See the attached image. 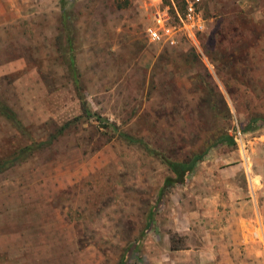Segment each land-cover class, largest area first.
<instances>
[{
    "label": "rangeland",
    "instance_id": "obj_1",
    "mask_svg": "<svg viewBox=\"0 0 264 264\" xmlns=\"http://www.w3.org/2000/svg\"><path fill=\"white\" fill-rule=\"evenodd\" d=\"M185 2L13 0L9 15L2 1L0 102L23 129L0 116V161L52 142L0 174V264H213L216 213L228 225L232 203L251 214L255 205L264 224V0H203L207 28L195 41L152 43L154 14L175 19ZM78 90L93 112L169 157L208 155L160 199L170 172L139 145L95 119L61 134L82 115ZM223 133L235 145L212 148ZM241 228L264 243V225ZM261 251L245 264H264Z\"/></svg>",
    "mask_w": 264,
    "mask_h": 264
},
{
    "label": "trees",
    "instance_id": "obj_2",
    "mask_svg": "<svg viewBox=\"0 0 264 264\" xmlns=\"http://www.w3.org/2000/svg\"><path fill=\"white\" fill-rule=\"evenodd\" d=\"M129 2H130V0H116L117 8L118 9H125L129 6ZM185 8H186V2H185L184 10L182 12H180L181 14H183L185 12ZM176 16H177V14H176ZM63 22H64V24H67L69 22V16H68L65 8L63 9ZM148 26H147V28H148ZM69 43H70L69 46H71V42H69ZM70 63L72 66V71L74 72L73 76L75 79V82H74L75 87H76V89H78V84H79L78 74H77V71L75 70L74 59L72 57H70ZM78 96H79V99L81 102L82 115H80L79 117H77L73 121L67 122L61 128V134H63L72 124L80 121L81 119H84L86 121L95 119L97 122L104 125V128L111 129V131L117 133L122 139L127 141V143L139 145L140 147L145 149V151L150 156L157 158L165 167H167L168 171L170 172V175L167 176L166 179L164 180V184H163V187H162V190L160 193V199L163 197V195L165 194L166 191L174 188L175 186L184 185L187 182V180L189 179L190 175L195 171L197 165L200 162H202L206 158V156L208 155V150H207L204 152H196L191 157L184 159V160L171 158V157L167 156L165 153H163L162 151L153 148L143 138H136L134 136H131L127 133L120 131L116 124L110 123L107 119H105L102 116L98 115L97 113L93 112L91 110V107L89 106L88 101L86 100L84 95L79 93V90H78ZM0 116L4 117L8 121H10L12 123V125L15 126L16 129H19V130L23 129L22 123L19 120V118L17 117V114L9 106H7L5 103H2V102H0ZM254 121H257V120H251L248 123V125L243 129V131L248 132V131L253 130L254 128H253L252 124ZM51 142H52V140L43 141V142H40L39 144H37V143L35 144V142H34L31 145H29V146L21 149L20 151H18L15 154V156H17L16 158H13L11 160L0 161V174L3 173L7 169L8 165L13 166L16 163L23 161L24 159L27 158V156L33 155L34 151H36V149L38 150L39 148L44 147L45 145H48ZM223 144H226L229 146H234L235 145L234 137L227 134V133L219 134L217 136V138H215V142H214L212 148L220 147ZM153 212H154V208H151V211H150L149 215L147 216L146 229H145V231H143L141 233L142 236H140V238L136 239L135 242H133L132 249L130 250L131 252L134 251L138 247V245L141 242L142 237L145 236L147 230L150 228L151 223L153 221ZM172 243H173V239H172ZM172 250H180V248H175V247H173V244H172Z\"/></svg>",
    "mask_w": 264,
    "mask_h": 264
},
{
    "label": "crops",
    "instance_id": "obj_3",
    "mask_svg": "<svg viewBox=\"0 0 264 264\" xmlns=\"http://www.w3.org/2000/svg\"><path fill=\"white\" fill-rule=\"evenodd\" d=\"M2 1H4L6 13H8L9 15L13 14L14 10L11 6L13 0H0V4H2ZM7 2L10 4L7 5ZM214 200H218V205L221 206L222 204L226 205L227 203L225 201V197H223V195L219 192L217 194L215 193ZM223 201H225L226 203H223ZM231 208L235 216L231 217L232 222L228 225H224V223H222V218L224 217L223 213H216L218 214L217 217H219L218 219L220 223H215L216 226L218 225V230H216V235H214L215 237H213V239H215L214 245L217 244V249L215 250V252L217 251L218 255L214 258L215 262L213 264H238L240 262L241 264H245V261H247V258L251 256L250 253L254 248L261 249L262 251L260 253H263L264 243L263 241L258 239L257 234H248L241 228L242 222H245L247 226L246 229H248V226L251 230L252 228H255L256 230L258 228H261L262 225H264L261 213H256L257 210L255 208V205H252V207L250 208V210H252V214L249 210L244 211L242 205L239 203L237 204L236 202H234V204L232 203ZM242 213H244V215H242ZM191 214L192 213H189V215H185L188 216L187 219L189 222H191ZM208 225H210V223ZM175 229L178 233H181L180 228ZM190 229L191 228L189 226L187 230ZM241 249L245 251L244 256L243 254H241ZM249 259L251 260V258ZM235 260L237 261V263L235 262Z\"/></svg>",
    "mask_w": 264,
    "mask_h": 264
},
{
    "label": "built area",
    "instance_id": "obj_4",
    "mask_svg": "<svg viewBox=\"0 0 264 264\" xmlns=\"http://www.w3.org/2000/svg\"><path fill=\"white\" fill-rule=\"evenodd\" d=\"M203 3V0H186L183 14L175 8L176 19L168 9H159L146 30L147 37L152 43L167 47H175L184 39L195 41L207 28Z\"/></svg>",
    "mask_w": 264,
    "mask_h": 264
}]
</instances>
